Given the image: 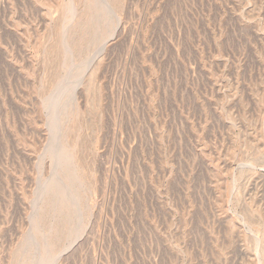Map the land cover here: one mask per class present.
<instances>
[{
	"label": "rangeland",
	"instance_id": "obj_1",
	"mask_svg": "<svg viewBox=\"0 0 264 264\" xmlns=\"http://www.w3.org/2000/svg\"><path fill=\"white\" fill-rule=\"evenodd\" d=\"M28 263L264 264V0H0V264Z\"/></svg>",
	"mask_w": 264,
	"mask_h": 264
},
{
	"label": "bare ground",
	"instance_id": "obj_2",
	"mask_svg": "<svg viewBox=\"0 0 264 264\" xmlns=\"http://www.w3.org/2000/svg\"><path fill=\"white\" fill-rule=\"evenodd\" d=\"M107 3H108V1H107ZM73 34H74V33H73ZM62 40H63V38H62ZM70 41H72V39H71ZM66 44H67V42L64 40V46L68 49L69 46H67ZM69 48H70V47H69ZM69 50H70V49H69ZM69 105H70V104H69ZM71 107H72V106H71ZM62 109H64V108H62ZM60 110H61V109H60ZM61 112H62V111H61ZM61 112H59V110H58V114H59V113L61 114ZM65 112H67V110H65ZM62 114H63V113H62ZM66 114H67V113H66ZM60 117H61V115H60ZM64 117H65V116H64ZM66 117H67V116H66ZM61 118H62V117H61ZM59 119H60V118H59ZM59 126H60V125H59ZM60 129H61V127H60ZM66 150H67V149L65 148V152H64V147H63V150H62V149L59 150V151H60V154H58V157H57V158H59V159L57 160V161H59V165H56V166H60V167H58V168H60V169H59L60 172L70 170V172L73 173L72 169H74V168H73V167H74V166H73L74 164L72 165V162H73L72 160H71L72 162H70V159H71V157L73 158V155L71 156L70 153H68V152H70V151L67 150L68 152H66ZM70 163H71V164H70ZM68 164H69V166H68ZM71 165H72L73 167H72ZM63 166L67 167V168H66L67 170H65V167H64V170L61 171V169H62ZM68 167H69V168H68ZM55 169H56V168H55ZM74 171L76 172V169H74ZM62 173H63V172H62ZM67 173H68V171H67ZM67 173H65V174L67 175ZM62 175H63V174H62ZM66 175H64V176L66 177ZM70 175L72 176V174H70ZM54 176H55V177H54L53 179H51V180L49 181L50 183L48 182V184H47V186H46L47 189H46V191H45V193H44L45 197H46V195H48V194L50 193L51 190L54 191L56 187H57V189L60 191V189H59V188H60V187H59V184H61L60 181H62V180L59 178L60 174H56V175H54ZM64 176H63V177H64ZM73 176L76 178L75 174H74ZM65 177H64V178H65ZM67 177L70 178L69 176H67ZM68 178H67V180H68ZM75 178H74V179H75ZM70 179H71V178H70ZM63 183H64V182H63ZM61 186H63V185H61ZM63 187H65V186H63ZM75 189H76V188H75ZM75 189H70V190H71V191L73 190V191L75 192ZM58 190H55L54 192H56V191H58ZM61 190H63V188H62ZM76 190H77V189H76ZM64 192H65V194L68 193L67 196L70 194V193H69V190H68V192H67L66 190H64ZM56 193H57V192H56ZM65 194H63L62 191L58 192L57 195H56V196H57V197H56V201L54 202V203H56V204H52V203H53L52 200H53V198L55 197V194L53 193V195H52V192H51V195H49V196H52V200H49V201L51 202L52 207H53V205H56V206H55L56 208H57V207H60V209H62L61 206H62L63 204H62L61 202H59V201H62V200H64V199H66L67 196H65ZM71 194H74V193H71ZM76 194H77V193H76ZM74 195H75V194H74ZM74 195H72L71 197H73ZM43 197H44V196H43ZM68 197H70V196H68ZM68 197H67V199H69ZM73 198H74V197H73ZM73 198H72V200H73ZM67 199H66V200H67ZM70 199H71V198H70ZM74 199H75V198H74ZM54 200H55V199H54ZM67 201H68V200H67ZM75 201H77V200L75 199ZM50 202H49V204H50ZM64 202H65V201H63V203H64ZM73 202H74V201H73ZM73 202H72V203H73ZM77 202H78V201H77ZM57 203H60V204H62V205H61V206H60V204L57 205ZM69 203H71V202L69 201ZM39 204H40V203H39ZM51 204H50V206H51ZM42 205H43V204H42ZM67 205H68V204H67ZM37 207H38V206H37ZM55 207H53V209H54ZM67 207H68V206H66V207L63 208L62 210L66 209ZM72 207H73V206H72ZM76 207H77V204H76ZM69 208H70V207H69ZM69 208H67V209H69ZM53 209H52V210H53ZM58 209H59V208H58ZM58 209H55V210H58ZM60 209H59V211H60ZM67 209H66V210H67ZM39 210H40V208H39ZM55 210H54V211H55ZM66 210H65V213L68 211V210H67V211H66ZM69 210H70V209H69ZM71 210H73V209H71ZM71 210H70V211H71ZM78 210H80V209H78ZM36 211H37V210H36ZM59 211H58V212H59ZM39 212H41V211H39ZM56 212H57V211H56ZM72 212L74 213V211H72ZM42 213H43V211H42ZM61 213L63 214V211H62V212L60 211V213H58V214L61 215ZM76 213H78V211H77ZM39 215H40V213H39ZM36 216H37V215H36ZM41 217H43V216H41ZM68 217H69V216H68ZM33 218H34V217H33ZM37 218H38V217H37ZM39 219H40V221H42V218H38V220H39ZM38 220H37V222H38ZM40 221H39V223H40ZM43 222H44V221H43ZM39 223H38L37 225H39ZM35 224H36V223H35ZM41 224H42V223H41ZM50 224H51V223H50ZM37 227H38V226H37ZM38 228H39V227H38ZM48 228H50V226H49ZM51 229L53 230V229H55V228H53V227L51 226ZM56 229H57V228H56ZM56 229H55V230H56ZM41 230H42V229H41ZM55 230H54V231H55ZM49 231H50V229H49ZM57 232H58V231H57ZM50 233H51V232H50ZM54 234H56V231L54 232ZM54 234H53V235H54ZM61 234H62V232H61ZM61 234H60V235H61ZM42 235H43V234H42ZM53 235H51V236H53ZM34 238H35V237H34ZM37 238H38V237H37ZM40 238H41V237H40ZM27 239H29V237H28ZM44 239H45V237H44ZM46 239H47V237H46ZM46 239H45V240H46ZM53 240H54V238H53ZM53 240H52V241H53ZM36 241H37V240H36ZM43 241H44V240H43ZM49 241H51V240L48 238V243H46V246H47V244H48V245L51 244V242L49 243ZM44 242H45V241H44ZM44 242H43V243H44ZM38 244H39V243H38ZM35 245H36V244H35ZM35 245H34V246H35ZM44 246H45V243H44ZM21 248H22V247H21ZM29 248H30V247H29ZM25 256H26V255H25ZM29 257H30V255H29ZM26 260H27V261H28V260H29V261H32V260H30V259H28V258H26ZM26 260H23V263H24ZM29 261H28V262H29ZM29 263H30V262H29ZM29 263H28V264H29ZM31 264H32V263H31Z\"/></svg>",
	"mask_w": 264,
	"mask_h": 264
}]
</instances>
